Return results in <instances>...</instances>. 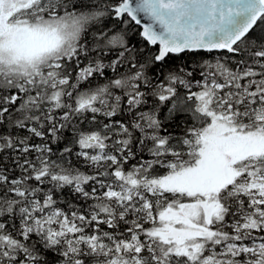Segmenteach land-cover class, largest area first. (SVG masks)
Masks as SVG:
<instances>
[{
	"label": "snow or ice",
	"instance_id": "snow-or-ice-1",
	"mask_svg": "<svg viewBox=\"0 0 264 264\" xmlns=\"http://www.w3.org/2000/svg\"><path fill=\"white\" fill-rule=\"evenodd\" d=\"M0 264H264V0H0Z\"/></svg>",
	"mask_w": 264,
	"mask_h": 264
},
{
	"label": "trees",
	"instance_id": "trees-1",
	"mask_svg": "<svg viewBox=\"0 0 264 264\" xmlns=\"http://www.w3.org/2000/svg\"><path fill=\"white\" fill-rule=\"evenodd\" d=\"M110 23H115L114 21L113 22H110ZM174 61H176L177 63H182L184 62L186 59H188V55L187 54H181V56L179 57H173L172 58Z\"/></svg>",
	"mask_w": 264,
	"mask_h": 264
}]
</instances>
